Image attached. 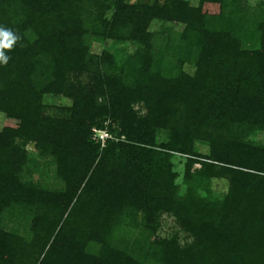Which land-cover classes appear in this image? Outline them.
Instances as JSON below:
<instances>
[{
    "label": "trees",
    "instance_id": "1",
    "mask_svg": "<svg viewBox=\"0 0 264 264\" xmlns=\"http://www.w3.org/2000/svg\"><path fill=\"white\" fill-rule=\"evenodd\" d=\"M0 114V264H264V0H0Z\"/></svg>",
    "mask_w": 264,
    "mask_h": 264
},
{
    "label": "rangeland",
    "instance_id": "2",
    "mask_svg": "<svg viewBox=\"0 0 264 264\" xmlns=\"http://www.w3.org/2000/svg\"><path fill=\"white\" fill-rule=\"evenodd\" d=\"M191 3L193 5H196L198 0H190ZM46 103L50 104L51 106H56V105H64L66 104L67 102L59 97H49L47 98L46 100ZM4 126V116L2 114H0V129H2ZM258 139L260 140H263L264 139V135L263 134H259L258 136ZM197 147L201 150L202 153H207L208 152V147L205 146V145H202V144H197ZM29 149L32 150L33 147L32 146H29ZM184 159L183 157L179 156V155H176L174 158H173V163L175 165V170L182 174L183 173V169H184ZM199 167V166H197ZM181 179L178 180V182H180ZM213 188L214 190L216 191H220V192H224L226 190V184L224 182H221V181H215L213 183ZM165 224H164V227H163V230L161 232V234L164 236V235H167L169 234L172 229L174 228V222L172 219L170 218H166L165 219Z\"/></svg>",
    "mask_w": 264,
    "mask_h": 264
},
{
    "label": "built area",
    "instance_id": "3",
    "mask_svg": "<svg viewBox=\"0 0 264 264\" xmlns=\"http://www.w3.org/2000/svg\"><path fill=\"white\" fill-rule=\"evenodd\" d=\"M92 132H93V136H92L93 141L101 144L102 148L106 146V142L108 139H113L112 134L109 132L107 128L104 129L93 128Z\"/></svg>",
    "mask_w": 264,
    "mask_h": 264
}]
</instances>
